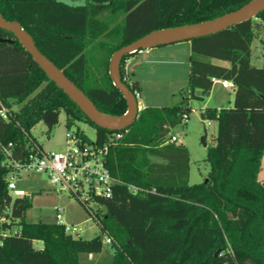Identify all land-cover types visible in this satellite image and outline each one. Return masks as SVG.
<instances>
[{"label": "trees", "instance_id": "obj_1", "mask_svg": "<svg viewBox=\"0 0 264 264\" xmlns=\"http://www.w3.org/2000/svg\"><path fill=\"white\" fill-rule=\"evenodd\" d=\"M249 1L0 0V12L20 22L42 53L101 111L122 116L127 101L109 74L116 50L154 30L213 20ZM108 6L124 13L121 24L111 27L100 18ZM259 28L264 49V11L191 40L189 96L172 106L141 109L134 124L120 131L89 120L14 34L0 28V102L7 114L5 118L0 112V218H7L0 222V264H80L81 254L102 252L105 234L112 238L108 264H264V182L258 179L264 155V65L252 62ZM102 36L115 43H101L109 56L95 74L89 66V45ZM7 38L12 41L3 40ZM137 53L126 56L121 65L123 81L134 93L141 92V84L127 78L125 61ZM211 58L227 63L216 64ZM213 77L236 85L234 102L203 110L204 119L218 120V132L215 145L208 148L211 168L206 180L191 184L190 152L184 144L169 141L171 128L190 114V98H203L197 90H212ZM61 109L68 113L69 127L77 119L94 126L100 146L115 132L123 133L110 145L106 162L125 184H115L112 196L99 200L106 212L99 234L91 239L73 237L55 220L29 219L31 198H12L8 189L11 162L25 161L37 150L35 144L40 146L32 128L43 121L53 129ZM78 132L92 141L80 128ZM129 184L150 192H133Z\"/></svg>", "mask_w": 264, "mask_h": 264}, {"label": "rangeland", "instance_id": "obj_2", "mask_svg": "<svg viewBox=\"0 0 264 264\" xmlns=\"http://www.w3.org/2000/svg\"><path fill=\"white\" fill-rule=\"evenodd\" d=\"M100 18L109 22L110 26L113 27L122 23L124 13L122 11L113 12L111 6H108L104 9ZM256 20L261 23L260 19ZM255 33L253 55L264 62V49L261 43L263 30L259 28ZM102 42L111 45L115 43V40L102 36L89 45V66L95 74V69H98L99 65H104L109 56L107 47L105 45L104 48L101 46ZM191 55V41H181L143 49L132 56L133 59L128 64L127 69L125 61L127 78L130 81L138 80L141 84L142 90L140 97H138V104L141 107L162 108L172 106L180 102L183 97L189 96ZM211 61L216 64L227 63L217 58H211ZM232 96H234V90L224 88L220 83L215 84L211 97L190 98L191 111L189 119L183 120L171 128L170 136L172 134L182 136L183 144L190 152L191 184H200L206 180L211 168L207 159L208 148L215 145L218 132V120L214 118L204 119L202 112L206 107H215L221 103H224L225 107H229L228 100ZM18 107L17 105L14 106L15 109ZM67 120V111L61 109L58 123L53 129L49 130L43 121H39L32 128L31 134L46 152L63 151L66 147V134L69 130L73 131L80 128L91 140L96 138V129L90 123L77 119L69 127ZM205 136L207 137V146L203 143ZM151 160H157V158L151 157ZM258 176L259 180H264V162L260 166ZM18 185L31 195L32 207L27 211L29 219L33 221L50 220L53 222L56 208L62 207L64 208L63 215L66 222L82 223L85 229L82 238L91 239L99 234L100 228L92 218H89V215L85 213L76 199L66 193L55 191L49 179L43 173L22 170ZM17 228L18 226H14L12 230L15 231ZM103 242L102 252L81 254L80 264H108L112 259L111 244H108L105 239ZM35 247L41 248L42 243H35Z\"/></svg>", "mask_w": 264, "mask_h": 264}, {"label": "built area", "instance_id": "obj_3", "mask_svg": "<svg viewBox=\"0 0 264 264\" xmlns=\"http://www.w3.org/2000/svg\"><path fill=\"white\" fill-rule=\"evenodd\" d=\"M212 83H220L224 88L236 89V85L229 80L213 77ZM135 95L138 99L140 92H136ZM0 112L7 118L5 109ZM189 117L190 114L185 113L183 120H188ZM122 136L123 133L115 132L109 136L108 141L103 146H100L95 142V139L91 142L85 140L78 130H69L66 134V147L63 151L46 152L35 144L37 150L31 152L25 161H10L14 168L7 175V181L12 198H31V195L18 185L22 170L43 173L55 191L66 193L75 198L85 213L89 215V218H92L100 228L106 206L99 200L110 198L115 184H125L111 174L106 162L110 145L115 144ZM169 141L183 144V137L172 134ZM4 150L7 154L10 152L8 148H4ZM129 188L133 192H150V190L132 184H129ZM6 212L11 213V208L8 207ZM63 212L64 208H56V223L63 225L65 231L73 237L82 238L85 231L82 223L66 222ZM6 219V216H3L0 218V222ZM103 238L108 244L112 243V238L109 235L105 234Z\"/></svg>", "mask_w": 264, "mask_h": 264}, {"label": "water", "instance_id": "obj_4", "mask_svg": "<svg viewBox=\"0 0 264 264\" xmlns=\"http://www.w3.org/2000/svg\"><path fill=\"white\" fill-rule=\"evenodd\" d=\"M263 11L264 0H251L240 8L219 18L194 24L154 30L129 45L116 50L110 59L109 74L113 84L121 91L128 105L127 112L122 115L123 119L119 121L111 120L109 117L114 115L106 114L101 111L62 69L43 54L38 48L33 36L22 27L20 22L9 21L5 19L0 12V28L9 30L14 34L17 40L29 51L33 59L44 70L48 77L71 98L89 120L101 128L111 131H120L133 125L141 110L135 93L122 78L121 65L126 56L133 55L143 49L181 41H191L195 38L211 35L255 18ZM3 40L12 41L10 38ZM196 95L202 97L209 96L210 91L197 90ZM3 109L4 107L0 102V111ZM206 138V136L203 138L205 146H207ZM219 251L220 250L215 253V256L219 255Z\"/></svg>", "mask_w": 264, "mask_h": 264}, {"label": "crops", "instance_id": "obj_5", "mask_svg": "<svg viewBox=\"0 0 264 264\" xmlns=\"http://www.w3.org/2000/svg\"><path fill=\"white\" fill-rule=\"evenodd\" d=\"M133 58L132 57H130V58H128L127 60H126V69H127V66H128V64L131 62V60H132ZM252 62H253V64H255L256 66H258V67H262L263 65H264V62L261 60V59H257L254 55L252 56ZM215 84H213V86H214ZM141 93V92H140ZM212 93H213V87H212V90L210 91V95H209V97H211L212 96ZM228 102H229V106H231L232 105V103L234 102V96H232L229 100H228ZM18 106V105H17ZM215 107H217L218 109H220V108H223V107H225V105H224V103H221V104H219L218 106H215ZM143 108H145V107H141L140 106V109H143ZM264 160V155H263V158H262V162H261V166H262V164H263V161ZM156 161H161L160 159H157ZM258 179H259V176H258ZM261 181V180H260ZM261 182H264V180H262Z\"/></svg>", "mask_w": 264, "mask_h": 264}, {"label": "bare ground", "instance_id": "obj_6", "mask_svg": "<svg viewBox=\"0 0 264 264\" xmlns=\"http://www.w3.org/2000/svg\"><path fill=\"white\" fill-rule=\"evenodd\" d=\"M111 120H113V121H119V120H122L123 119V117L122 116H110L109 117Z\"/></svg>", "mask_w": 264, "mask_h": 264}]
</instances>
